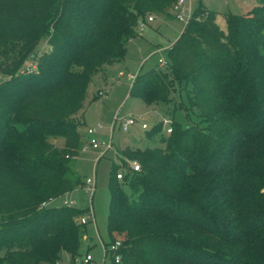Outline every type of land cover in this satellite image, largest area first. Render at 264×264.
Listing matches in <instances>:
<instances>
[{"label": "trees", "instance_id": "trees-1", "mask_svg": "<svg viewBox=\"0 0 264 264\" xmlns=\"http://www.w3.org/2000/svg\"><path fill=\"white\" fill-rule=\"evenodd\" d=\"M177 1L0 0V264L79 256L85 211L52 203L83 185L88 88L125 58L142 22L176 19ZM216 16L199 4L167 65L135 75L130 97L149 106L187 82L198 122L172 123L163 148L117 152L111 264H264V0L224 14L225 31ZM43 43L50 51L36 57Z\"/></svg>", "mask_w": 264, "mask_h": 264}, {"label": "rangeland", "instance_id": "rangeland-1", "mask_svg": "<svg viewBox=\"0 0 264 264\" xmlns=\"http://www.w3.org/2000/svg\"><path fill=\"white\" fill-rule=\"evenodd\" d=\"M245 2L246 4H243ZM259 0H192L186 2L188 8L191 5L193 14L199 4L221 14H245L248 10L257 6ZM174 16L175 12L172 13ZM155 22L145 21V26H139L138 36L127 43V54L124 59L108 67V86L105 87L101 74L93 77L88 88V99L98 95L97 100L88 103L85 110V125L81 127L83 147L75 163V170L80 175L83 185L76 190L65 194L55 200L53 206L60 207L66 204L67 207L85 211L81 217L88 218L93 214L92 220L85 223L80 254L73 259L66 252L61 254L57 264H84L82 261L87 256L92 261L89 264H111L110 242L111 237L108 230V216L110 209L111 193L109 181L112 164L116 161L117 152L120 149L130 148L133 150H146L163 148L161 142L167 137L165 129L175 123L187 127L198 122V112L190 107L189 91L191 86L184 81L176 82L171 93L172 102H159L153 105H146L141 99L131 98L130 91L133 79L129 75H137L139 72H147L159 66L160 60L167 61L168 49L181 36L186 23L175 18L167 19L154 16ZM49 47L46 43L41 44L37 50L36 57L43 54ZM36 62L29 61L26 67L35 68ZM123 73V76L120 75ZM3 77H0V82ZM111 80V81H110ZM175 104L183 105L187 110L176 108ZM132 117L137 122L127 129L122 127V122ZM164 119L169 120L168 126L149 132ZM147 124L148 129L141 128V124ZM101 125L95 138L104 145H111L106 149L101 147L95 149L89 145L90 137L88 129H95ZM205 126V124H202ZM124 172L123 169H119ZM88 179L95 181L94 192L90 193L86 182ZM128 195H131V188L128 184L122 186ZM40 264H53L49 261H41Z\"/></svg>", "mask_w": 264, "mask_h": 264}, {"label": "built area", "instance_id": "built-area-1", "mask_svg": "<svg viewBox=\"0 0 264 264\" xmlns=\"http://www.w3.org/2000/svg\"><path fill=\"white\" fill-rule=\"evenodd\" d=\"M189 2L191 3L192 0H178L176 5L174 6V12L176 13V19L183 22V23H188L190 18H191V13H190V9H188L185 4L186 2ZM155 20V18L153 16H150L148 18V21L149 22H153ZM140 26H145V22H142L140 24ZM159 64L161 66H166L167 65V62L165 60H160ZM121 76H123V73H120ZM129 78L130 79H133L135 78V75H129ZM137 122L135 121L134 118L132 117H129L128 119H126L125 121L122 122V127L124 129H127L129 128L130 126H133L135 125ZM169 120H166L164 119L162 121V124L163 126H168L169 125ZM141 128L144 129V130H147L148 129V125L143 123L141 124ZM102 129V126L99 125L97 126L95 129H88L87 131V135L90 137V140H89V145L92 146L93 148L95 149H100L101 147H105L106 149H109L111 148V145H104L103 143L101 142H98L97 139L95 138V135L98 133L99 130ZM172 130H173V126H172V123L171 125H169L165 131L167 134H170L172 133ZM88 146H85V147H82L83 150L87 149ZM126 164H127V168L130 169L131 171L135 172V171H139L140 170V165L135 162V161H129V160H126ZM124 170V172H121L120 170L118 171L117 173V179L118 180H123L125 175H126V169L125 168H122ZM86 185H87V189L89 190L90 193H93L94 192V187H95V181H93L92 179H88L87 182H86ZM93 219V214H90V216H88V218H83L82 219V223H86L87 220H92ZM120 247V243L119 242H116L114 245L111 246V249L112 251H117L118 248ZM115 261L117 263L120 262V255H116L115 257ZM84 264H89L91 263L92 261L90 260L89 257H85L82 261Z\"/></svg>", "mask_w": 264, "mask_h": 264}, {"label": "crops", "instance_id": "crops-1", "mask_svg": "<svg viewBox=\"0 0 264 264\" xmlns=\"http://www.w3.org/2000/svg\"><path fill=\"white\" fill-rule=\"evenodd\" d=\"M243 4H246L245 2H243ZM188 9H190V13H191V5L188 7ZM208 9V8H207ZM210 10V9H209ZM250 10H248L247 12H249ZM216 12V11H215ZM247 12H245V13H247ZM233 14V13H232ZM191 15H192V13H191ZM155 22V20L152 22V23H154ZM216 22H217V24H218V26L222 29V30H226V24H225V17H224V15L223 14H221V13H219V12H217V16H216ZM107 71H108V68H106V70H105V72L104 73H100L101 75H102V78H103V82L105 83V87H107L108 86V81H109V78H108V73H107ZM111 81V80H110ZM100 91H102V90H100ZM99 93V92H98ZM96 96H98V95H95V96H93V98L90 100V99H88V92H87V100H86V109L88 108V106H89V104L90 103H92L93 102V100H94V98L96 97ZM95 101V100H94ZM89 103V104H88ZM86 113V112H85ZM85 113H84V116H85ZM83 121H84V125H85V118L83 117Z\"/></svg>", "mask_w": 264, "mask_h": 264}, {"label": "water", "instance_id": "water-1", "mask_svg": "<svg viewBox=\"0 0 264 264\" xmlns=\"http://www.w3.org/2000/svg\"><path fill=\"white\" fill-rule=\"evenodd\" d=\"M48 51H50V48L48 49Z\"/></svg>", "mask_w": 264, "mask_h": 264}]
</instances>
